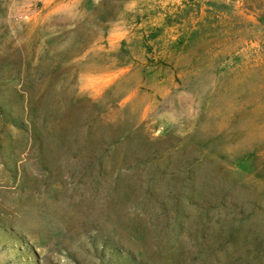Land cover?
I'll use <instances>...</instances> for the list:
<instances>
[{
  "label": "rangeland",
  "instance_id": "374dc122",
  "mask_svg": "<svg viewBox=\"0 0 264 264\" xmlns=\"http://www.w3.org/2000/svg\"><path fill=\"white\" fill-rule=\"evenodd\" d=\"M0 264H264V0H0Z\"/></svg>",
  "mask_w": 264,
  "mask_h": 264
}]
</instances>
